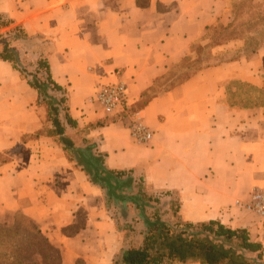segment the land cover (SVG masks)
<instances>
[{"label":"crops","instance_id":"0c3cea01","mask_svg":"<svg viewBox=\"0 0 264 264\" xmlns=\"http://www.w3.org/2000/svg\"><path fill=\"white\" fill-rule=\"evenodd\" d=\"M225 5L226 0H0V14L9 20L0 32L20 26L25 39L13 45L47 58L52 78L66 89L69 114L86 127L83 136L97 143L106 166L141 169L147 190H172L182 219L244 227L262 243L264 258V224L234 205L252 186L264 187V110L230 106L220 82L242 59L203 66L151 91L206 27L223 19ZM116 80L126 84L124 108L104 115L87 97ZM36 98L26 79L0 59V221L9 222L17 211L31 218L59 250L57 264H112L131 239L126 228L133 212L107 210L99 188L68 160L59 136L38 133L46 121ZM134 112L152 131L149 141L130 136ZM101 116L111 120L93 124ZM65 134L75 142L72 130ZM185 206L189 214H183Z\"/></svg>","mask_w":264,"mask_h":264},{"label":"trees","instance_id":"16d2710c","mask_svg":"<svg viewBox=\"0 0 264 264\" xmlns=\"http://www.w3.org/2000/svg\"><path fill=\"white\" fill-rule=\"evenodd\" d=\"M8 24L9 20L0 14V28ZM235 27L229 22L209 25L201 39L208 37V47H213L233 35ZM25 36L18 25L1 31L0 59L8 61L36 90V103L44 104L47 124L38 133L59 136L68 160L99 188L107 210L125 216L129 211L133 212V219L126 228L131 239L113 257L112 264H264L262 243L252 240L244 227H232L217 219H182L178 214L179 198L172 190H147L143 175L133 168L106 166L104 154L98 150L95 141H88L84 136L81 144L71 140L65 132L78 125L69 114L66 89L52 78L46 57L30 56L28 62L26 50L13 45ZM189 52L175 65L181 64ZM200 68L192 69L169 86L187 79ZM109 120V117H103L93 124L100 125ZM39 256L44 264H57L59 250L50 244L31 218L20 214L11 225L0 223V264H38ZM50 256L55 260L51 261Z\"/></svg>","mask_w":264,"mask_h":264},{"label":"rangeland","instance_id":"374dc122","mask_svg":"<svg viewBox=\"0 0 264 264\" xmlns=\"http://www.w3.org/2000/svg\"><path fill=\"white\" fill-rule=\"evenodd\" d=\"M225 6L223 19L210 26L233 23L236 25L233 35L213 47H208L210 43L208 37L199 38L193 43L189 56L158 79L151 91L169 86L194 68L242 59L238 67L220 81L225 87V100L234 108L246 107L242 106L246 104L264 110V0H226ZM25 56L29 62L30 56L27 53ZM24 65L27 66L28 63L24 62ZM40 106L43 107V120L47 122L44 104L40 103ZM97 109L99 108H95ZM72 131L75 143L81 144L80 140L86 127L77 126ZM136 172L143 171L138 169ZM234 205L237 206L235 202ZM189 208L185 206L183 214H189L191 212ZM20 214L22 213L14 212L13 217L9 216L7 218L9 222L5 224H13ZM50 260L54 261L55 258L52 260L50 256ZM36 261L41 263L43 259L39 256Z\"/></svg>","mask_w":264,"mask_h":264},{"label":"built area","instance_id":"2783aa9c","mask_svg":"<svg viewBox=\"0 0 264 264\" xmlns=\"http://www.w3.org/2000/svg\"><path fill=\"white\" fill-rule=\"evenodd\" d=\"M125 95V82L116 80L99 85L87 98V102L98 105L104 115H110L124 108ZM127 126L130 136L137 142L149 141L152 136V131L141 120V116L137 112H134ZM235 204L252 212L264 224V187L252 186L246 197L236 200Z\"/></svg>","mask_w":264,"mask_h":264}]
</instances>
